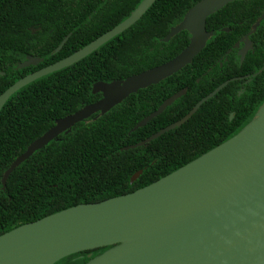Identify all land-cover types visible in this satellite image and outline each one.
I'll list each match as a JSON object with an SVG mask.
<instances>
[{
    "label": "trees",
    "instance_id": "16d2710c",
    "mask_svg": "<svg viewBox=\"0 0 264 264\" xmlns=\"http://www.w3.org/2000/svg\"><path fill=\"white\" fill-rule=\"evenodd\" d=\"M142 1L0 0V94L19 79L108 32ZM199 1L156 0L127 30L8 99L0 111V235L79 204L98 203L141 189L227 141L253 119L264 103L263 75L245 85L240 96L239 82H230L180 127L125 150L179 121L220 84L241 73L233 62L234 52L226 55V49L217 48L233 43L220 32V21L226 13L222 23L230 22L238 11L226 9L242 1L254 3L259 16L264 12V0L236 1L212 14L206 27L215 34L190 65L129 95L106 114L96 119L94 115L59 135L15 168L2 188V176L11 163L56 120L101 98L100 93L92 94L93 84L124 80L162 65L184 50L190 40L186 31L168 42L162 39ZM260 53L256 51L249 59L262 62ZM28 56L40 62L18 68ZM183 90L185 94L162 114L134 129L166 99ZM138 171L140 176L131 183ZM109 248L77 253L55 264H86Z\"/></svg>",
    "mask_w": 264,
    "mask_h": 264
},
{
    "label": "water",
    "instance_id": "95a60500",
    "mask_svg": "<svg viewBox=\"0 0 264 264\" xmlns=\"http://www.w3.org/2000/svg\"><path fill=\"white\" fill-rule=\"evenodd\" d=\"M155 1L143 0L126 20L88 45L16 81L0 94V111L24 86L77 63L127 30ZM233 1L201 0L190 8L162 39L168 42L182 31L190 35L185 49L168 62L124 80L93 84L92 94L100 93L101 98L56 120L11 163L2 176V188L15 168L59 135L94 115L96 119L106 114L129 95L157 85L190 65L209 37L207 17ZM38 61L28 57L18 68ZM232 80L202 98L179 121L125 150L180 127ZM184 94L185 90L166 99L134 129L144 127ZM262 117L264 103L233 137L141 189L98 203L79 204L0 235V264H55L104 247L110 248L86 264H264V128L251 136V129ZM140 174L135 173L130 182Z\"/></svg>",
    "mask_w": 264,
    "mask_h": 264
},
{
    "label": "flooded vegetation",
    "instance_id": "af4514ba",
    "mask_svg": "<svg viewBox=\"0 0 264 264\" xmlns=\"http://www.w3.org/2000/svg\"><path fill=\"white\" fill-rule=\"evenodd\" d=\"M236 1H242V0H236ZM236 1L230 2L224 7H227L228 5ZM232 10L238 11V13L235 14L234 18H230L229 20L230 22L228 23L226 22L222 23V20L226 18V13H223L220 21V24L222 26L220 24L219 25L221 26L220 32L223 33L224 35L230 36L231 40H233V43L229 47H227L225 44H222L219 45L217 48L219 50L226 49L225 51L226 55L232 51L234 52L233 62L236 63L239 68H241L240 70L241 73L238 74V72H236L238 75L232 77L231 79H228L227 81L233 79L230 82H235V81L239 82L237 96H240L245 90V85L250 83L253 78H255L258 75H263L264 77V12L261 13L259 16L256 15L257 7L254 5V3H251L250 1L239 2L238 4L233 5L228 9H226V12ZM205 30L206 33L209 35L208 39L205 42V46H206L214 36L215 32L213 30H208L206 27V23H205ZM259 39H260V43H259ZM256 51H261L260 58H263L262 62L252 61L251 59H249L250 56L255 55ZM28 57H26L25 61L27 60ZM224 61L226 62L227 58H225L223 62ZM39 62L40 61H38V63ZM36 65H30V66H36ZM221 66L222 65L220 64L219 67ZM231 118H232V114L230 115V119Z\"/></svg>",
    "mask_w": 264,
    "mask_h": 264
},
{
    "label": "bare ground",
    "instance_id": "6f19581e",
    "mask_svg": "<svg viewBox=\"0 0 264 264\" xmlns=\"http://www.w3.org/2000/svg\"><path fill=\"white\" fill-rule=\"evenodd\" d=\"M264 128V117H262L259 122L253 126V128L251 129V136H254L256 133H258L261 129Z\"/></svg>",
    "mask_w": 264,
    "mask_h": 264
}]
</instances>
